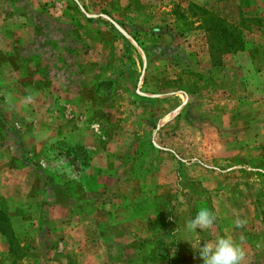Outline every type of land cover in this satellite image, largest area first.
Masks as SVG:
<instances>
[{"label": "rangeland", "instance_id": "1", "mask_svg": "<svg viewBox=\"0 0 264 264\" xmlns=\"http://www.w3.org/2000/svg\"><path fill=\"white\" fill-rule=\"evenodd\" d=\"M205 14L237 29L251 50L211 52ZM261 33L264 0H0V153H11L8 165H34L33 191H51L58 202L66 200L62 187L82 197L89 166L128 169L136 156L135 169L152 175L145 183L164 184V208L188 201L175 233L192 252L186 264H197L199 247L225 232L238 243L243 236L244 251L254 246L257 257L243 264H264V98L254 106L264 97ZM248 112L250 125L242 119ZM57 128L82 133L95 152L28 141ZM24 199L0 198V206L13 216L34 192ZM201 208L214 212V225L188 231ZM223 217L229 221L220 225ZM237 218L247 221L243 228ZM163 225L171 232L172 221ZM53 227L51 241L27 227L36 236L19 249L4 231L0 264H62L60 249L67 264L82 263L76 226ZM30 247L34 254L25 253Z\"/></svg>", "mask_w": 264, "mask_h": 264}, {"label": "crops", "instance_id": "2", "mask_svg": "<svg viewBox=\"0 0 264 264\" xmlns=\"http://www.w3.org/2000/svg\"><path fill=\"white\" fill-rule=\"evenodd\" d=\"M252 46L249 44L246 50L232 55L250 51ZM262 67L264 69V65ZM262 98L264 97H260L254 106L261 104ZM242 107L245 108L246 104H242ZM250 114L251 112H248L242 116L246 125H250V122L254 120ZM41 128L38 131L43 133L48 131L44 125ZM253 129L255 132L262 130L261 128ZM70 130L57 128L52 133L48 132L46 137L38 136L36 139L28 137V141L33 146H37L41 142H51L53 146H58L59 143L55 142L68 141L75 146L94 149L93 144L88 139L79 137L82 136V133L71 134ZM253 136L255 137L254 134H251L252 138ZM8 154L11 153H0V198L12 202L14 200L25 202L24 198L32 192L36 197L34 201L24 206L21 212L10 218L11 227L14 230V235L20 240V246L29 243L36 236L35 231H29L27 227L43 229V238L51 241L54 238L51 231L53 226L74 225L77 229V231L74 230V236L79 241L76 245L78 248L74 252L76 258H80V262H82L80 264H98L95 261L100 262V264H169V261L170 264H186L185 260L192 254L190 248L185 249V246L178 239V235L175 234L179 227L178 218L181 215H188V201L180 206L171 202L162 208V192L165 186L162 181L145 183L146 178L152 179V175L148 173L150 170L144 169L146 166L140 170L135 169L136 156L133 157L132 162L131 159L128 160V165L131 166L128 169L101 168L91 165L93 162H90L91 166L85 171V179L82 180L79 189L82 197L77 198L75 196L76 192H74L73 187L70 189L67 187L66 190L62 187L66 200L58 202L51 195V191H42L40 188L33 191L34 184H38L34 165L28 163L20 166L18 162L8 165L13 160ZM139 157L141 158V156ZM189 187L190 185L184 188L187 193ZM142 190L145 192L140 195ZM132 196H135L136 200ZM54 211H58V215H52ZM164 220L172 221L171 232H168L164 225L162 226ZM219 220L220 225L224 223L223 220L229 221L228 217ZM24 228H26L27 233L23 230ZM121 228V234L115 235L113 230H121ZM226 233L224 235L229 236ZM255 237L257 238V236ZM53 242L55 243V239ZM244 242L247 244L246 241ZM102 246L104 247L103 250ZM247 246L245 259L254 254L257 257L254 246ZM98 247H100L99 250ZM168 248L171 250L167 257L166 250ZM54 251L61 255V263L67 264L65 259L67 251L61 249ZM34 252V247L27 249L28 254H34ZM193 254H196V251ZM196 259L197 264H203L199 255Z\"/></svg>", "mask_w": 264, "mask_h": 264}, {"label": "clouds", "instance_id": "3", "mask_svg": "<svg viewBox=\"0 0 264 264\" xmlns=\"http://www.w3.org/2000/svg\"><path fill=\"white\" fill-rule=\"evenodd\" d=\"M31 97H29L30 99ZM217 217L214 212L207 208H201L193 219L186 222V229L190 232H197L210 229ZM247 221L237 218L234 226L243 228ZM244 237H240V243L235 241L231 235L216 239L215 241H207L203 246L199 247L198 253L203 260V264H243L245 259V251L242 247Z\"/></svg>", "mask_w": 264, "mask_h": 264}, {"label": "trees", "instance_id": "4", "mask_svg": "<svg viewBox=\"0 0 264 264\" xmlns=\"http://www.w3.org/2000/svg\"><path fill=\"white\" fill-rule=\"evenodd\" d=\"M206 15V14H205ZM208 16V22L207 27L204 29V32L206 35L212 39H214V44H209V50L212 52L213 50H218L219 53L225 52V53H236L243 50H246L249 47V44H245L243 41V37L238 33L237 29H230L225 26H223V22L213 17L212 15H206ZM239 29V28H238ZM217 44V47H216ZM212 56V54H211ZM60 145L56 146L59 147ZM69 150L73 151L74 153L77 152V150H80L79 147H72ZM139 156H142V154H138ZM76 156V155H75ZM167 203H161L162 208ZM11 216H9L6 212V210L0 206V235H3V232L6 231L9 235V240L11 243H13V246L19 249L20 246V240L14 235V230L11 227L10 222ZM24 249V248H23ZM25 253H27V250L25 249Z\"/></svg>", "mask_w": 264, "mask_h": 264}]
</instances>
